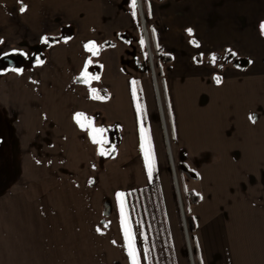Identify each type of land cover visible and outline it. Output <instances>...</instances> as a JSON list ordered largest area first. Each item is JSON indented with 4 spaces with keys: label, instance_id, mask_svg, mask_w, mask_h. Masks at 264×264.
I'll return each instance as SVG.
<instances>
[{
    "label": "crops",
    "instance_id": "crops-1",
    "mask_svg": "<svg viewBox=\"0 0 264 264\" xmlns=\"http://www.w3.org/2000/svg\"><path fill=\"white\" fill-rule=\"evenodd\" d=\"M22 2L27 6L24 12L20 11L19 0H0L1 43L36 45L43 37H60L66 29L69 38L51 45L42 65L13 72L0 80V110L11 112L14 118L19 149V166L15 167L20 169L18 179L4 192L5 196L13 189L15 201L22 205L30 202L32 210L39 207L58 210L64 217L79 212V217L99 218L100 222L111 192L114 195L123 193V189L132 191L127 195L133 212L138 208L144 213V205L149 206L159 231L160 250L168 249L164 251L165 262L168 259L178 264L172 256L175 248L166 191L161 189L157 195L160 206L157 215L141 150V129L145 136H151L154 148H158L151 129V81L147 75L136 74L133 67L123 68L124 45L117 38V34L124 32L137 34L135 1ZM144 7L153 22L151 37L155 51L164 49L163 53L172 61L162 83L177 153L181 149L187 153L183 164L194 173V156L216 155V160L223 161L227 170L237 173L239 182L231 181V188L238 187L243 180L246 185H256L264 169V36L259 27L264 21V0H149ZM189 28L197 47L184 38ZM90 41L95 45L112 41L116 46L95 59L84 48ZM226 49L251 63L247 67L230 63L223 68L205 63L207 56ZM86 60L98 62L101 68V77L89 84L79 81ZM216 76L221 79L219 84L214 79ZM90 88L107 91L109 100L92 98ZM77 112L100 113L105 122L122 126L123 139L116 159L108 161L104 171L99 169L96 144L74 119ZM250 115L255 123L249 120ZM211 162L212 159H207L205 165ZM231 176L229 173L232 180ZM185 179L186 191L194 193V180L186 176ZM137 194H141L139 199ZM227 194L231 201L250 205L257 200L253 190L242 195ZM26 206L30 209V204ZM240 215L241 232L235 227L221 229L223 243H228L224 246L228 251L225 264H235L233 245L240 250L239 255L245 252L247 264L254 257L253 251L259 250L258 258L262 256L264 211L242 210ZM191 216L195 220L194 208ZM118 225L122 236L116 229L114 233L118 248L121 246L124 253L122 259H117L122 264L129 259L120 218ZM201 229L204 226L196 225L197 252L204 257V249H209L205 239H213L203 235ZM138 241L142 239L139 237ZM213 242L217 244L215 238ZM253 264H257V259Z\"/></svg>",
    "mask_w": 264,
    "mask_h": 264
},
{
    "label": "rangeland",
    "instance_id": "rangeland-1",
    "mask_svg": "<svg viewBox=\"0 0 264 264\" xmlns=\"http://www.w3.org/2000/svg\"><path fill=\"white\" fill-rule=\"evenodd\" d=\"M168 1L190 2L191 0ZM140 3L142 12L140 11L137 0L134 4L135 22L138 28L137 34L132 36L129 32H126L132 36V39H126L127 42L119 39V42H122L124 45V50L121 55L123 68L129 69L133 67L136 74L147 75L151 81L152 99L150 100V118L153 125L151 129L156 135L158 145L156 150L151 136H146L148 141L147 146L150 147L154 157L152 174L149 176L151 183L149 187H152L153 190V206H155L156 214L158 215L160 206L157 195L161 189L165 190L169 211L168 218L175 248V251L172 249V256L177 258L178 264H225V261H227L225 258H228V251L224 249V246L228 245V243L227 241L223 243L221 229L235 227L241 232L243 218L240 213L242 210L261 209L264 211V169L262 171L261 181H257L256 185H246L243 183V180L238 187L231 188V181L239 182L235 171L230 170L234 174L231 176V172L227 170V165L223 161L216 160V155L194 156V174L199 177L198 180H194V191L202 195V200L197 205L190 204L186 201L184 197V191L187 190L186 179L181 172H177V168L181 169L185 166L183 163L187 153L183 149L177 153L172 136V129L168 120L162 83L166 68L172 61L169 63L164 62L157 56L151 37L153 22L149 20L141 0ZM65 34L68 35V29L64 31ZM49 36L53 37L52 35ZM184 38L190 42V39L194 38L193 33L189 35L188 31H185ZM24 44L21 46L0 42V58L4 55L19 54L20 52H26L27 55L29 53L31 54L35 52L37 46L44 44V39L36 45ZM193 46L197 47L196 45ZM163 51L165 52L164 49ZM210 56H207L205 62L209 65L218 64L220 68H223L231 63H227L226 65L221 62L212 63ZM238 61V65L235 62L233 64L238 67L241 66L240 64L243 61H245L243 67H247L249 64L247 59L239 58ZM202 62L204 61L202 60ZM11 74H13L12 71L0 74V80ZM105 120L104 117L101 118L97 125L105 122ZM13 123L14 118L12 117V113L0 110V264H121L117 259H122L124 253L122 252L121 246L118 248V237L114 233L115 229L119 231V234L121 232L118 225L119 218L121 223L120 203L117 201L115 193L112 195L111 192L110 197L106 199L110 204V214L105 216L104 206L103 216L100 222L98 221L99 218L87 219L79 217V212H72V215L69 217H64L62 216V212L58 210L47 211L42 210L40 207L39 209L34 208L32 210L33 205L30 202L22 205L20 202L15 201L14 196L16 193L13 189L5 196L4 192L12 187L20 174V169H16L15 167L19 166V149L14 135ZM206 158L212 159V162L208 166L205 165ZM100 166L99 169L104 171L106 164ZM229 173L232 180L229 179ZM201 176H203V181ZM122 188L123 186H119V189ZM243 189H247V191ZM252 190L257 195V200L251 205L242 201H231L227 198V193H239V195H242V193L246 194ZM129 192L123 189L121 199L124 201L125 212L129 216L128 222L131 225L130 219L134 217V212L132 202L129 203V200H131L127 195ZM232 198L234 199V195ZM28 204H30V209L26 206ZM246 205L249 206L247 207ZM193 208L195 224L197 223V226H204L205 231L201 229L202 234L208 236L209 239H213H205L207 241L206 247L209 246V249H204V257L202 253L199 256L197 252L196 234L198 230H195L194 234L193 232L190 233L188 226L187 229L185 228L183 220L182 210L186 219L187 216L192 215ZM118 216L119 218H117ZM95 220H97V223ZM104 221L108 225H104ZM159 223L162 226L160 217ZM97 229L100 231H97ZM157 231L158 229H156ZM230 232L232 236V232L234 231L232 230ZM154 233L155 231H151V234ZM214 238L217 244H214ZM138 244L141 245V242H138ZM173 244L171 245L172 248ZM238 245L242 244L239 243ZM234 247L233 245L232 255L236 256L233 258L235 264H247L245 252L243 251V255H239L240 250ZM166 249L160 250L159 248L163 261L165 257L164 251H168ZM253 252L254 257L248 260L249 264H253L256 259L257 264H264V248L261 250V258H258L259 250ZM256 252L257 257H255ZM139 255L142 260L144 254L139 252ZM259 259L261 263H259ZM128 263L129 261L127 259L122 261V264Z\"/></svg>",
    "mask_w": 264,
    "mask_h": 264
},
{
    "label": "trees",
    "instance_id": "trees-1",
    "mask_svg": "<svg viewBox=\"0 0 264 264\" xmlns=\"http://www.w3.org/2000/svg\"><path fill=\"white\" fill-rule=\"evenodd\" d=\"M132 1H136V0H130ZM143 5L145 6L146 2H148L149 0H141ZM157 1H163V0H157ZM264 22V21H263ZM65 31V30H64ZM264 36V35H263ZM47 37V41L44 40V44L37 46V49L35 50V52H32L31 54L29 53L27 55H24L26 58V62L24 65L21 66V68L19 69V72H23L26 71L30 68H33L35 66H39L42 65L45 60H46V55H47V50L48 48L56 43H59L60 41H65L68 40L69 35L65 34L64 32H62L60 37ZM117 38L122 39L124 42H127V40L129 38L132 39V36L129 35V33H120L117 34ZM127 39V40H126ZM196 41L194 38L190 39L191 41ZM193 44V43H192ZM194 45V44H193ZM98 49V54H93L92 52V56L93 58L97 59L102 52H104L105 50L112 48L114 46H116V43L112 42V41H106L101 45H95ZM228 49H226L224 51L223 54H216V62H221L222 64H227V63H233L235 62V64H239V59L237 58L236 55H231L228 51ZM163 49L161 48H156V54L158 57L163 58L166 62H171L170 58H167L166 55L163 53ZM37 59L42 60L43 63L42 64H38L36 61ZM91 61V63L88 65V71L90 74L98 76L99 78L101 77V68L98 62H93V60H89ZM213 63V62H212ZM79 81L84 83L83 79H81L79 77ZM98 95L105 97L104 99H102L103 101H107L109 100L110 96L108 94L107 91H97ZM94 95V94H92ZM97 100H101V99H97ZM85 116L91 120L92 124L94 127L97 128H103L104 132H103V138L106 141V143L103 144V148L106 150L104 155H100L99 153V149H100V145H97L98 148V157H99V162L100 165H104L106 164L108 161L114 159L117 155V152L119 150V147L121 146L122 143V139H123V131H122V126L118 123H107V122H102L100 124L97 125V123L101 120V114L100 113H94V114H85ZM88 131V129H86ZM90 137V136H89ZM91 139V138H90ZM177 167V166H176ZM177 172L186 176L187 178H189L190 180H198L199 177L192 173L189 169H187L185 166L181 169L177 168ZM141 196V194H137L136 195V199H139V197ZM184 197L186 199V201H188L190 204H194L197 205L201 202L202 198L199 194L197 193H193L190 191H184ZM105 206V216H108L110 214V204L108 201H106V203L104 204ZM137 212L134 211V217L131 218V228L133 230V233L136 237V247H137V252L139 255V252H142L144 254V259L140 257L141 260V264H165V257H164V261H163V257L161 255V253L159 252V243H158V237H157V226H156V222L154 217L150 214V209L149 206L144 205V213L142 212V209H138L137 208ZM144 214V215H143ZM186 221H187V226H188V230L190 233L195 232L196 230V224H195V220L193 219L192 216H187L186 217ZM104 225H108L106 221H104ZM168 229V227H167ZM151 231H155V234H151ZM142 239V244H138V238L139 237ZM142 246V247H141ZM159 247V248H158ZM145 257H147L145 259ZM166 264H175V262L173 260H171L170 262H166Z\"/></svg>",
    "mask_w": 264,
    "mask_h": 264
},
{
    "label": "snow or ice",
    "instance_id": "snow-or-ice-1",
    "mask_svg": "<svg viewBox=\"0 0 264 264\" xmlns=\"http://www.w3.org/2000/svg\"><path fill=\"white\" fill-rule=\"evenodd\" d=\"M19 2L21 4L20 11L24 12L26 10L27 6L23 4L22 0H19ZM259 27H260L261 34L264 35V22H261ZM187 31H188L189 35L192 34V29L191 28L187 29ZM42 39L47 41V37H43ZM141 43H143V41H141ZM191 43H193L194 45L198 46L197 42L194 41V40L191 41ZM84 48L87 51L92 52L94 55L98 54V49L95 46V43L92 42V41L86 43L84 45ZM13 51H17V50H13ZM227 51L231 55H236V53L233 50H231V49H228ZM19 54L20 55H26L23 52H20ZM216 59H217L216 55L215 54H211L210 60L213 63H215ZM36 62L38 64H42L43 63V61L39 60V59H37ZM90 63H91V61L86 60L85 64H84V68H83V70L80 73V78L83 79L85 84H89L90 81H92V80H98L99 79L98 76H95V75H92V74L89 73L88 65ZM249 63H251V61H249ZM15 71L19 72L20 70L16 69ZM214 79H215L217 84H219L221 82V79H220L219 76L214 77ZM90 93L94 94L93 97H92L94 99H101L102 100V99L105 98L103 96H100V95L96 94L97 90L95 88H90ZM74 119H75L77 125H79V127L81 129H88V134H89L92 142L94 144H97V145L101 146L100 149H99V153H100V155H104L105 151H106L103 148V144L106 143V141L104 140L103 135H102L103 132H104V129L103 128L94 127L92 122H91V120H89L85 116V114L82 113V112L75 113ZM249 120L252 121L253 123H255V119L251 115L249 116ZM141 133H142V136H141V140H142L141 150L144 153L145 167L148 170L149 176H151V174H152V166H153V163H154V157L152 155L150 147L147 146L148 145V141H147L146 136L143 134V129H141ZM122 196H123V193H120V192L116 193L117 201L120 203L121 227H122V230H123L124 239L126 241V245L125 246H126V249H127V256H128L129 261H130V264H141V260H140V257L138 255L137 247H136V237H135V235L133 233L131 225L128 222V215L125 212L124 201L121 199ZM97 231H100V230L97 229ZM146 258L147 257H145V259Z\"/></svg>",
    "mask_w": 264,
    "mask_h": 264
},
{
    "label": "water",
    "instance_id": "water-1",
    "mask_svg": "<svg viewBox=\"0 0 264 264\" xmlns=\"http://www.w3.org/2000/svg\"><path fill=\"white\" fill-rule=\"evenodd\" d=\"M137 1H138V4H139V7H140V0H137ZM140 11H141V7H140ZM244 64H245V61H243L242 64H240V65L243 67ZM5 65L11 71H15L16 69H20L21 68V65H19L17 63V60L13 56H6L5 58H3L2 61H0V68L1 69H3ZM152 71H153V67H152ZM182 214H183V220H184V224H185V228H186V220H185V217H184L183 210H182Z\"/></svg>",
    "mask_w": 264,
    "mask_h": 264
},
{
    "label": "flooded vegetation",
    "instance_id": "flooded-vegetation-1",
    "mask_svg": "<svg viewBox=\"0 0 264 264\" xmlns=\"http://www.w3.org/2000/svg\"><path fill=\"white\" fill-rule=\"evenodd\" d=\"M6 56H13V57H15V59L17 60V63L19 65H21V66L24 64V62H26V58L23 55H20V54H13V55H9L8 54V55H4V56H2L0 58V61H2L3 58H5ZM9 71H10L9 68L6 65L4 66L3 69L0 68V74H5V73H7ZM0 180H1V175H0ZM0 183H1V181H0Z\"/></svg>",
    "mask_w": 264,
    "mask_h": 264
}]
</instances>
